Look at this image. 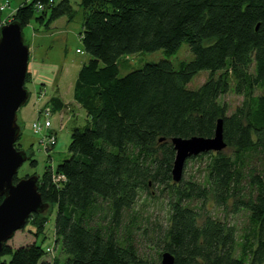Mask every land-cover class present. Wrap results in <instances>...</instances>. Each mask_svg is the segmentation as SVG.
I'll use <instances>...</instances> for the list:
<instances>
[{"label": "trees", "instance_id": "1", "mask_svg": "<svg viewBox=\"0 0 264 264\" xmlns=\"http://www.w3.org/2000/svg\"><path fill=\"white\" fill-rule=\"evenodd\" d=\"M79 6L80 41L90 57L78 70L73 99L86 122L72 128L69 156L54 169L45 165L37 180L43 201L55 209L60 251L48 260L41 243H4L0 264H160L165 251L173 264H264V0H80ZM70 11V0H24L11 21L23 28L39 15L52 21ZM183 43L192 58L174 64L169 57ZM155 50L164 57L119 75L122 56ZM200 70L209 71L207 79L188 88ZM29 77L27 68L25 88ZM228 92L242 97L232 110L221 99ZM47 103L52 111L63 106L58 96ZM219 118L226 147L187 158L185 164L202 161L197 174L182 172L173 181L171 139L212 137ZM15 146L21 148L19 138ZM27 160L35 166L28 153ZM150 188L165 201L155 256L135 238L140 220L151 222L142 202L158 200ZM209 203L243 212L245 222L238 228ZM48 219L30 214V232L43 235Z\"/></svg>", "mask_w": 264, "mask_h": 264}, {"label": "rangeland", "instance_id": "2", "mask_svg": "<svg viewBox=\"0 0 264 264\" xmlns=\"http://www.w3.org/2000/svg\"><path fill=\"white\" fill-rule=\"evenodd\" d=\"M24 0H0V6L4 5L1 12L2 24L10 22L12 14ZM59 0H55V3ZM80 0H70V13L66 12L62 17L47 21L46 16H37V19L31 21L22 28L24 43L29 49L28 70L30 77L25 83L29 92V99L26 104L22 105L17 111V122L20 127L19 143L22 150L30 154L36 160L35 166H31L26 160L19 167L17 175L22 178L25 175H41L45 165H50L52 169L69 156L68 144L70 142L71 130L75 126H81L86 122V115L83 108L78 106L73 99V84L76 79L78 70L81 65L88 61L89 55L83 51L80 41L82 21L84 12L79 6ZM38 15V14H37ZM79 51H76V50ZM162 50L150 52H139L127 56H122L118 61L119 75H124L130 70L141 67L146 62H154L163 58ZM192 54L186 43H183L176 53L169 57L174 64L180 60H190ZM208 70H200L187 84L188 88L194 89L199 87L208 77ZM58 96L65 102L67 107L63 111L59 108L51 110L47 101L50 97ZM227 103L230 110L241 102L242 97L233 92H228L221 97ZM49 110L45 115L44 109ZM40 120L42 123L50 121V131L55 132V144L47 150L41 143V138L48 134L47 129H42L36 133L33 129V122ZM202 161H189L183 168V176L188 177L191 174H197ZM153 196L159 194L156 188H150ZM146 198V197H145ZM162 197L152 201L146 198L140 207L141 214L151 218L150 223H145V218L140 220L141 225L135 231V238L142 251L156 255L160 251L157 240L156 223L163 224L165 214V201ZM211 212L219 215L224 214L231 223L241 227L245 222L243 212L232 213L229 210H221L212 203L207 204ZM48 215L49 219L45 224L43 235H34L30 230L33 228L28 224L19 230H16L12 237L5 243L17 247L32 242L41 243L43 248L50 247L51 251H46L45 259H52L60 251L59 244L54 241V219L55 209L52 206L43 212ZM30 216V215H29ZM148 228L144 231V226ZM42 241V242H41ZM8 259V256H4Z\"/></svg>", "mask_w": 264, "mask_h": 264}, {"label": "water", "instance_id": "3", "mask_svg": "<svg viewBox=\"0 0 264 264\" xmlns=\"http://www.w3.org/2000/svg\"><path fill=\"white\" fill-rule=\"evenodd\" d=\"M29 49L24 43L22 27L17 20L0 27V253L3 244L16 230L22 229L30 214L43 213L48 208L37 187V175H28L14 181L19 167L27 160V153L17 149L20 136L17 111L28 99L24 87L28 68ZM175 150L171 175L175 182L182 177L185 161L207 151L226 147L222 133V119L216 123L212 137H173ZM174 257L165 251L160 264H173Z\"/></svg>", "mask_w": 264, "mask_h": 264}, {"label": "built area", "instance_id": "4", "mask_svg": "<svg viewBox=\"0 0 264 264\" xmlns=\"http://www.w3.org/2000/svg\"><path fill=\"white\" fill-rule=\"evenodd\" d=\"M52 1V0H50ZM38 9H42L43 6L41 4H37ZM4 9V5L0 6V10ZM76 51H79L78 49ZM50 108H46L44 109L45 111V115H48L49 110H47ZM33 129L35 130L36 133L40 132L42 129H47L49 131L50 127H51V123L50 121H45L44 123H42L40 120H36L33 122ZM55 140H56V136H55V132H48L47 135H44L41 138V143L44 145V148L47 149L48 147H51L55 144ZM53 177H55L56 180H58V178H60V176H55L53 175ZM46 251L50 252L51 248L50 247H46L45 248Z\"/></svg>", "mask_w": 264, "mask_h": 264}, {"label": "crops", "instance_id": "5", "mask_svg": "<svg viewBox=\"0 0 264 264\" xmlns=\"http://www.w3.org/2000/svg\"><path fill=\"white\" fill-rule=\"evenodd\" d=\"M62 100V99H61ZM77 104V103H76ZM78 105V104H77ZM79 106V105H78ZM66 108H68L67 107V105H66V103L65 102H63V106H62V108H61V110H59V111H63L64 109H66ZM85 115H86V113H85Z\"/></svg>", "mask_w": 264, "mask_h": 264}, {"label": "flooded vegetation", "instance_id": "6", "mask_svg": "<svg viewBox=\"0 0 264 264\" xmlns=\"http://www.w3.org/2000/svg\"><path fill=\"white\" fill-rule=\"evenodd\" d=\"M19 149H21V148H19Z\"/></svg>", "mask_w": 264, "mask_h": 264}]
</instances>
